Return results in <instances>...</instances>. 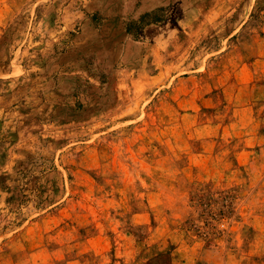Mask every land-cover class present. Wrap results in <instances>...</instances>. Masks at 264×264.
<instances>
[{"label":"rangeland","instance_id":"rangeland-1","mask_svg":"<svg viewBox=\"0 0 264 264\" xmlns=\"http://www.w3.org/2000/svg\"><path fill=\"white\" fill-rule=\"evenodd\" d=\"M0 264H264V0H0Z\"/></svg>","mask_w":264,"mask_h":264}]
</instances>
